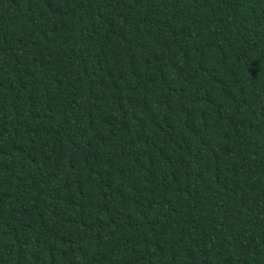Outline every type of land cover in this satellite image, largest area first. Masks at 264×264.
<instances>
[{"label": "trees", "instance_id": "trees-1", "mask_svg": "<svg viewBox=\"0 0 264 264\" xmlns=\"http://www.w3.org/2000/svg\"><path fill=\"white\" fill-rule=\"evenodd\" d=\"M0 264H264V0H0Z\"/></svg>", "mask_w": 264, "mask_h": 264}]
</instances>
